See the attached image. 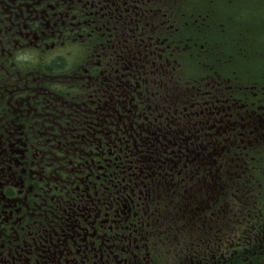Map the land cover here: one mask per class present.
Here are the masks:
<instances>
[{
    "label": "flooded vegetation",
    "instance_id": "flooded-vegetation-1",
    "mask_svg": "<svg viewBox=\"0 0 264 264\" xmlns=\"http://www.w3.org/2000/svg\"><path fill=\"white\" fill-rule=\"evenodd\" d=\"M211 3L0 0V264H264V78Z\"/></svg>",
    "mask_w": 264,
    "mask_h": 264
},
{
    "label": "rangeland",
    "instance_id": "rangeland-1",
    "mask_svg": "<svg viewBox=\"0 0 264 264\" xmlns=\"http://www.w3.org/2000/svg\"><path fill=\"white\" fill-rule=\"evenodd\" d=\"M217 1V2H216ZM213 0L214 6L219 10V6L222 8V10L226 11V8L224 6L226 0ZM238 2H244L245 0H237ZM250 2V0H247ZM218 3V4H217ZM264 0H254V8H258L254 10L253 16L251 15L250 19L252 20L253 26L246 27L245 30L249 34H257L255 36L251 35V38L247 39V41L252 44V52H249L248 54H245L242 51L236 50V48H246L245 44H241L240 40L238 38H235L233 32H231V36H224V39L226 41H223L225 43V48L228 47H234V53L237 58H239L241 55L248 56L247 58V64L250 66V69H244L241 73L243 76L248 77L252 80H259L258 77L261 75H264ZM213 5L207 4L205 6V10L208 7L214 8ZM240 9V7H238ZM220 12V10H219ZM247 15V14H245ZM214 16V15H213ZM225 20L227 22L228 27L230 28V24L227 21L228 18L225 17ZM231 29V28H230ZM262 32V33H261ZM226 33L225 30H216L214 32V35L217 39H219L220 35H224ZM220 40V39H219Z\"/></svg>",
    "mask_w": 264,
    "mask_h": 264
},
{
    "label": "trees",
    "instance_id": "trees-1",
    "mask_svg": "<svg viewBox=\"0 0 264 264\" xmlns=\"http://www.w3.org/2000/svg\"><path fill=\"white\" fill-rule=\"evenodd\" d=\"M254 0L247 1L245 0L243 3L238 2L237 0H226L225 8L227 10V18L234 23L235 27V38H238L240 42L244 40V44L248 47L252 48V44H250L247 39L251 38V35L255 36L257 34H249L245 28L253 26L252 20L250 19L251 15L253 16L254 10L258 8H254ZM240 7V9H238ZM264 7V5H262ZM247 14V15H245Z\"/></svg>",
    "mask_w": 264,
    "mask_h": 264
}]
</instances>
